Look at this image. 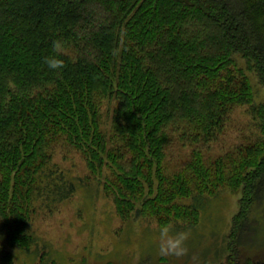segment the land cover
Listing matches in <instances>:
<instances>
[{"label": "trees", "instance_id": "16d2710c", "mask_svg": "<svg viewBox=\"0 0 264 264\" xmlns=\"http://www.w3.org/2000/svg\"><path fill=\"white\" fill-rule=\"evenodd\" d=\"M236 56L264 88V0H0V264H13L5 247L29 243L45 181L61 183V199L74 190L51 165L58 144L83 157L84 179L103 186L122 218L193 219L182 198L239 184L236 256L264 199V98L252 103ZM243 104L260 139L205 161ZM175 142L190 159L167 175Z\"/></svg>", "mask_w": 264, "mask_h": 264}, {"label": "rangeland", "instance_id": "374dc122", "mask_svg": "<svg viewBox=\"0 0 264 264\" xmlns=\"http://www.w3.org/2000/svg\"><path fill=\"white\" fill-rule=\"evenodd\" d=\"M235 61L252 85V103L258 104L264 98V88L246 70L242 59L236 56ZM248 106L233 107L222 133L203 152L205 161L260 139ZM109 109L105 103L103 122L108 119ZM189 159L190 149L175 142L165 152V173L181 171ZM51 165L57 171L55 175L61 174L74 190L61 199L55 196L61 183L45 181L42 197L31 205L34 213L27 229L29 243L22 248H4L10 252L13 264H264V199L251 208L252 233L239 236V244L233 245L236 256L230 251L232 221L242 198L239 184L222 182L204 193L182 198L178 205L193 208V219L166 220L151 213L122 218L103 186L94 179H84L87 170L79 153L58 144ZM165 225H171L173 232H187L182 254L160 253V228Z\"/></svg>", "mask_w": 264, "mask_h": 264}, {"label": "clouds", "instance_id": "9594fccd", "mask_svg": "<svg viewBox=\"0 0 264 264\" xmlns=\"http://www.w3.org/2000/svg\"><path fill=\"white\" fill-rule=\"evenodd\" d=\"M46 63L50 68H58L60 61L58 59L47 58ZM187 239V232H173L171 225H165L160 228L159 249L161 254H182L186 249L184 242Z\"/></svg>", "mask_w": 264, "mask_h": 264}]
</instances>
